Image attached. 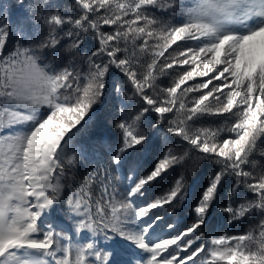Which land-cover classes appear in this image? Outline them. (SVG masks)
<instances>
[{"label": "snow or ice", "instance_id": "obj_1", "mask_svg": "<svg viewBox=\"0 0 264 264\" xmlns=\"http://www.w3.org/2000/svg\"><path fill=\"white\" fill-rule=\"evenodd\" d=\"M0 264H264V0H0Z\"/></svg>", "mask_w": 264, "mask_h": 264}]
</instances>
